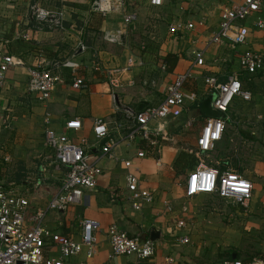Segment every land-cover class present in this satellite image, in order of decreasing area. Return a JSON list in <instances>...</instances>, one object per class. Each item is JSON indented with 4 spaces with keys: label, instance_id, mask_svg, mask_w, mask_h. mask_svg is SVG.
<instances>
[{
    "label": "crops",
    "instance_id": "crops-1",
    "mask_svg": "<svg viewBox=\"0 0 264 264\" xmlns=\"http://www.w3.org/2000/svg\"><path fill=\"white\" fill-rule=\"evenodd\" d=\"M93 1L5 0L3 3L0 9V51L18 59L23 65L13 68L7 73L5 88L0 93V114L4 110L9 113L10 108L8 109L7 107L9 105L13 107L14 113L25 109L27 115L11 119L8 122L7 127L12 129L9 133L11 131L16 132L14 128L20 129L21 125L23 126L26 123L29 131L40 132V136L36 139L37 135H35L34 139H25L23 142L15 139L11 140L13 141L11 144L7 142L11 148H14L13 155L19 150H15V148H26L27 151L26 155L18 159L19 161H13V156L9 157L7 154H5L6 157H2L4 163H1V165L5 164V166L0 169V182L5 187L13 184V189L17 193L25 197L28 195L29 198L27 199L31 209L44 207L59 185L56 181L50 179L47 173L41 172L40 169L41 161L39 156L45 152L42 140L43 118L46 113L50 119L49 127L56 131H62L65 121L78 118L83 126L80 135H83L91 142L93 141L91 127L96 119L101 118L109 123L112 131L111 136L115 137L113 131L115 123H121L125 126L129 125L126 120L125 109L131 108L137 111L140 108L145 109L159 104L164 99L166 86L174 80L176 75L189 71L191 77L184 83L185 104L182 115L177 120H169L161 125L162 132H170L169 140L159 142L155 152L149 154L145 159L136 160L134 158L139 177L147 178L148 181L144 180L146 184L158 188L160 194L158 201L152 205H145L141 211H133L129 207L128 202L124 198V177L126 171L120 161L133 158L136 151L135 147H138V145L136 143L127 147L124 144H120L114 150V156L118 160L105 159L102 162L104 174L100 178L96 190L93 192L85 191L81 205L71 206L63 214L54 212L46 220V225L53 231L61 235L74 234V236L79 229L81 221L84 219L97 222L101 229L97 235L99 241L98 253L90 264H130L131 262L129 258H109L110 249L106 236L108 226L115 225L119 230L129 235H138L141 239H148L151 228L158 229L161 232V237L156 241V248L159 246V249L156 250L153 262L154 264H167L165 257H173L174 255H170L168 246L166 247V244H164V237L167 235L166 231L170 222L179 215L178 212L180 211L178 200L173 197L174 195L171 196V191L175 192V194L177 192L176 189L174 191L171 190L172 182L175 175H178L180 179L179 185L183 188L184 179L187 172L191 169L188 161H192V156L190 157V155L185 153L187 150L184 149V146L187 145L182 143V135L193 125L196 130V136L190 141L188 139V141L189 144L194 145V149L191 148L189 152L191 150L194 151L195 141L201 127L205 120L210 118L201 111L199 105L208 99L212 101L214 97V92L203 83L207 77H214L218 83H224L229 76L234 74L240 83L243 82V89L251 93L252 99L250 101H244L238 97L232 100L227 110L224 134L221 140L215 144L214 150L208 155V158L211 159L213 166L216 168L220 170L230 168L240 172L242 175L245 174L241 172L239 167L241 165L238 160L236 161L238 166L235 165V168L231 167L227 161L226 154L232 145H236L235 136L241 139V136L238 135V129L241 126H246L247 129L248 127L251 128L249 133L252 135L255 134L254 129L257 130L259 125L264 128V115L257 114L251 119H243L244 110L247 106L252 105L251 107L257 109L259 105H262L261 102H263L264 106V98L260 94H254L253 82L256 75H248L239 67L238 52L250 48L261 53L264 57V32L254 29L252 23H250V26H248L250 36L247 46L241 47L244 49H231L228 46L216 45L207 48L204 41L217 29L220 9L230 4V0H217L219 6L214 8L218 10L215 28L211 29L208 19L204 20V27H198L197 33L194 34L196 39L192 37L195 41H188L185 37L186 40H184L181 50L183 54L170 49L171 47L169 49L166 47L165 49V46H161L158 55L159 59L156 61L157 64L152 67H156L157 71L150 78H146V69L150 65L148 61L149 54L145 52V47H141L138 55L133 53V48L129 46L127 41V38L136 31V22L132 26L125 28L127 34L121 43H107L104 39L105 35L114 34L124 26L122 22L123 13L116 11L105 14L100 13L94 10ZM145 3L147 4L146 0ZM173 3L175 1L171 2L169 6H172ZM185 4L181 2L176 5V8L181 11L180 15L176 13L178 17L171 20L168 25L175 20L188 21L192 19L196 24L203 20L201 17L193 16L186 19L185 14L190 15L191 12L187 10V7H183ZM31 7L43 8L52 13H61L62 27L59 28L49 23H36L30 17ZM130 11H136L137 20L139 21V12L136 9H131V7H126V12ZM188 35L190 36V34ZM22 36H27V39H23ZM167 36L174 37L168 34ZM199 49H205L203 55L204 65L201 67L193 66L194 57L192 52ZM169 53L179 56L176 68L170 73L167 72L162 61V58ZM129 58L134 59V67L120 74V87L115 89H110L105 83L104 72H96L91 69V61L98 62L102 69H124L127 67ZM41 59L49 63L64 60H72L79 63L82 67L79 74L84 78L85 87L80 90L72 89L70 71L67 68H60L57 72L64 79V84L58 85L47 103H38L25 94L24 89L28 80L27 67L37 65ZM162 65H164V69ZM248 83L251 85L249 86ZM157 93L160 94V100L158 101L155 99ZM98 95L102 96L107 108L103 107L98 114H95L94 110L92 111V105ZM24 102H26L25 108ZM237 102H240L241 105H236ZM249 102L251 104H248ZM19 106L23 107L20 108ZM159 126L160 124L157 126L155 124L150 125L152 130ZM139 146L143 145L140 144ZM30 151H32V157ZM90 151L96 155L99 149L93 148ZM234 154L238 157L237 148L234 149ZM179 158L184 159H182L180 164L177 162ZM184 161H186L185 168L182 173H177L175 166L183 165ZM14 162H18L20 166L19 173L15 174L17 180H9L7 177L9 169L7 171V168ZM245 177L253 183L251 177ZM36 181L39 183L37 188L33 185ZM112 191H115V200L111 199ZM253 199L255 204H259L264 199V193L258 192L255 195L253 192ZM163 202L171 203V212L166 210ZM177 235L180 234L177 233ZM162 248H164L163 256L162 254L159 255V251Z\"/></svg>",
    "mask_w": 264,
    "mask_h": 264
},
{
    "label": "built area",
    "instance_id": "built-area-1",
    "mask_svg": "<svg viewBox=\"0 0 264 264\" xmlns=\"http://www.w3.org/2000/svg\"><path fill=\"white\" fill-rule=\"evenodd\" d=\"M166 0H146L152 8L163 7ZM5 0H0V9ZM124 0H94L95 11L109 13L122 12L123 27L114 34H106L104 39L110 44H119L126 33L125 28L137 22L136 11L126 12ZM30 17L36 23H49L62 27L61 13H52L43 8L31 7ZM248 18H253L252 27L264 32V0H230V4L220 9L217 29L204 41L208 48L212 45L228 46L239 49L247 46L250 30L243 25ZM204 27V21L198 24L191 20H175L167 27L169 36L187 37L192 39ZM27 39V36H22ZM83 49V47H81ZM205 49L192 52L193 66L204 65ZM263 55L250 48L238 52L239 67L248 75H255L264 68ZM135 61L129 58L124 69H102L96 61H91V69L104 72L105 83L110 89L120 87V74L134 67ZM23 64L13 56L0 51V93L4 90L7 73ZM67 68L71 74L72 89L80 90L85 87L83 76L79 74L81 66L72 60L46 62L41 59L37 65L27 67L28 80L25 84V94L38 103H47L56 86L64 84V79L57 70ZM164 69V65H162ZM190 72L176 75L164 91V99L157 105L135 111L125 109L128 126L116 124L113 127L115 137L111 136L110 125L107 121L96 119L91 127L93 141H89L80 133L83 130L81 121L72 118L65 121L62 131L49 127V115L43 118V147L45 152L39 156L41 172L51 171L55 177L49 176L59 185L44 207L31 209L28 199L13 189L14 185L3 186L0 182V264H90L98 253L99 241L97 235L100 226L97 222L84 219L81 221L76 235H61L46 225L49 212L63 214L69 207L81 205L84 192H93L98 187L104 174L102 162L105 159L117 161L114 150L124 144L127 147H138L133 158L120 161L125 172V200L134 211H141L145 205L156 203L160 197L158 188L146 185L139 177L136 160L145 159L153 154L159 142L169 140V134L162 132V126L151 129L152 121L162 119L164 122L176 120L182 115L185 104L184 83L190 79ZM205 86L214 93L211 108L224 115L222 118H207L201 127L195 141L194 156L196 166L187 172L183 182L184 199L190 200L202 195H211L219 200L231 203L247 210L253 198L254 184L240 172L227 168L220 171L211 161H205L215 144L219 142L226 128L227 110L234 98L244 101L252 99L251 93L243 89L240 81L232 74L224 83H218L216 78L204 79ZM263 120V119H262ZM160 136V140L151 135ZM143 146H139V145ZM98 148L94 155L91 149ZM192 153V151L190 152ZM6 159V158H5ZM7 160V159H6ZM39 186L38 181L33 183ZM115 191L111 199L115 200ZM166 210H172L171 203L163 202ZM186 212L180 207L179 214ZM188 221L175 217L167 228L174 241L179 245L189 243ZM185 231L177 236V232ZM109 243L110 259L119 257L131 259L130 264H154L156 242L141 239L138 235H129L119 230L115 225L106 229ZM167 264H174L172 257H165ZM222 264H243L241 261H224ZM244 264H264V259L253 258Z\"/></svg>",
    "mask_w": 264,
    "mask_h": 264
},
{
    "label": "rangeland",
    "instance_id": "rangeland-1",
    "mask_svg": "<svg viewBox=\"0 0 264 264\" xmlns=\"http://www.w3.org/2000/svg\"><path fill=\"white\" fill-rule=\"evenodd\" d=\"M125 1H127L125 4L127 8L131 7V9H136L140 14L139 21L137 20L135 23L136 31L127 38V41L129 46H132L133 53L138 55L141 47H145V52L149 54L148 61L150 62V65L149 68L146 69V78H150L155 74L154 72L157 71L156 67H152L156 66L157 64L156 61L159 59L158 55L161 46H165V49L166 47L167 49L171 47L170 49L181 53L183 43L185 42L184 40L188 39V36L186 39H182V36L171 38L166 34L168 23L178 17L176 13L180 15L181 11L176 8L178 3H186L183 7H187V10L191 12L190 15H187V13L185 14L186 19L192 18V16L198 18L201 17L203 18V21L208 19L209 23L211 24V29L215 28L214 25H216V16L218 10L217 8H214L219 6L217 0H166L163 4V7L154 9L149 7L145 3V0ZM173 1H175V3H173L172 6H169V4ZM190 20L193 21L192 19ZM252 21L253 18H248L243 22V25L248 27ZM240 49L244 48L240 47L239 50ZM248 85L250 86L251 84L248 83ZM253 86L254 94H260L264 98V70L261 74L255 76ZM57 87L58 86H56V88ZM159 95L160 94L157 93L155 97L157 101L160 100ZM105 104L106 103H104L102 96L98 95L92 105V111L94 110V113L98 114L103 107L107 108ZM237 104L241 105L240 102H237L236 105ZM248 104L251 103L249 102ZM261 104L262 105H259V108L257 109L251 107L252 105H248L244 110L245 115L243 116V119H251L257 114L264 115L263 102H261ZM25 106L26 102H24V108ZM7 107L8 109L10 108V112L8 113L6 110H4L1 111L2 113L0 114V169L5 166V164L1 165V163H4L2 161V157H6L5 154H7L9 157L13 156V161H19L18 159H20V157L26 155V148H15V150L19 149L18 151H24H16V154L13 155L14 148H11L7 142L11 144L13 142L11 140L13 139L17 141L21 140L23 142L25 139H34L35 135H37L36 139L38 136H40V132L34 133L29 131L26 127V123H24L25 125L23 126L21 125L20 129L17 127L14 128L16 132L11 131V133H9V131L12 129L7 127L9 124L8 122H10L11 119L21 118L22 116L27 115V113L25 109H21L20 112L14 113L12 110L13 107L11 105ZM19 107L22 108L23 106ZM151 124H155L157 126L158 124L163 125L165 122L162 119H158L152 121ZM189 128L183 133V140L181 141L183 144L187 145L184 146V149L187 150L185 153L190 155V157L193 156L195 158V150H191L192 153L189 152L191 148L194 149V145L189 144V141L196 136V130L193 128V125H191ZM249 129L251 128L248 127L247 129L246 126H241L238 129V135L241 136V139L235 136L236 145H232V147L229 149L227 148L228 153L226 152V158L232 168H235V165L238 166L236 163L238 160L239 164L241 165L239 166L241 172L243 174L245 173V176L251 177L253 180V183L255 184L254 193L256 195L258 192L264 193V128L262 125H259L257 130L254 129V135L249 133L251 131H249ZM167 134H170V132H167ZM234 146L238 149L239 158L234 154ZM30 154L32 157V151H30ZM194 160L196 161V158ZM192 161L190 162H195ZM205 161L208 162L211 161V159L205 158ZM19 167L20 166L18 165V162H14V164L8 166L7 171L9 169V173L7 177L9 180H17L15 174L17 172L19 173ZM48 175L55 177L51 171L48 172ZM140 179L143 182L144 180L148 181V179L145 177H140ZM179 184L180 179L178 175H175L171 190L174 191V189H176L177 192L175 194V192L171 191V196L174 195L173 197L178 200V208H186V212L179 214L178 217L185 218L188 221V233L185 231L177 233H186V235L189 237V243L183 246L179 245L174 241L173 235L166 231L167 235L164 237V244H166V247L168 246L167 248L169 249L170 255H174L172 257L174 259V263L220 264V262L228 260L230 257L229 255L241 260L245 258L263 259L264 199L259 204H255L253 199L250 202L247 210L241 209L240 207H237L231 203L223 202L211 195H202L188 201L184 199L183 188ZM148 186L152 187L151 185ZM26 198H29V196L26 195ZM52 213L54 212H49L47 218L48 216L50 217ZM158 249L159 246L156 248V250ZM160 254H162V256L164 255V248L159 251V255ZM120 259L125 258L120 257Z\"/></svg>",
    "mask_w": 264,
    "mask_h": 264
},
{
    "label": "trees",
    "instance_id": "trees-1",
    "mask_svg": "<svg viewBox=\"0 0 264 264\" xmlns=\"http://www.w3.org/2000/svg\"><path fill=\"white\" fill-rule=\"evenodd\" d=\"M162 61L164 62V64H165V69L167 70V72H172L175 68H176V66H177V64H178V61H179V56L178 55H176V54H174V53H169V54H167V55H165L163 58H162ZM261 72V71H260ZM260 72H258L257 74H260ZM257 74H255V75H257ZM241 85L243 86V82L241 83ZM144 108H140V109H138L137 111H141V110H143ZM152 137H155V138H157V139H159L160 140V136H156V135H151ZM182 159L183 158H179V159H177V162H179V164L180 163H182ZM195 158L192 156V160L193 161H195L194 160ZM184 160V159H183ZM192 161V162H193ZM185 162L186 161H184L183 162V165H176L175 166V169H176V171H177V173H182V171H183V169L185 168ZM188 163L190 164V167H191V169L192 168H194L195 166H196V161L195 162H193V163H191V162H189L188 161ZM220 170V169H219ZM220 171H223L222 169L220 170ZM241 208V207H240ZM242 209V208H241ZM230 257L228 258V260H225V261H241L243 264L244 263H246V262H248L249 260H251L252 258H245V259H243V260H241V259H239V258H235V257H232L231 255H229ZM263 257V259H264V256H262ZM224 261H222V262H220V264H222Z\"/></svg>",
    "mask_w": 264,
    "mask_h": 264
},
{
    "label": "water",
    "instance_id": "water-1",
    "mask_svg": "<svg viewBox=\"0 0 264 264\" xmlns=\"http://www.w3.org/2000/svg\"><path fill=\"white\" fill-rule=\"evenodd\" d=\"M213 100V98H212ZM211 99L205 100L202 103H200L199 107L201 109V111L208 117L210 118H222L223 115L217 113L216 111H214L210 104H211ZM161 237V232L158 229L155 228H151L149 231V236H148V240L151 242H156L160 239Z\"/></svg>",
    "mask_w": 264,
    "mask_h": 264
}]
</instances>
